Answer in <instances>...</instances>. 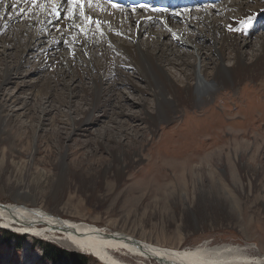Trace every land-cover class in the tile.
Instances as JSON below:
<instances>
[{
  "label": "rangeland",
  "instance_id": "374dc122",
  "mask_svg": "<svg viewBox=\"0 0 264 264\" xmlns=\"http://www.w3.org/2000/svg\"><path fill=\"white\" fill-rule=\"evenodd\" d=\"M229 1H241L247 8L253 3L222 0L224 4ZM255 7L253 23L264 19L263 3L259 0ZM260 24L263 27L257 31L264 37V23ZM55 32L49 29V33ZM144 36L139 39L145 41ZM258 39H253L245 52L258 46ZM26 53L29 62L16 66L15 55L2 54L0 46V62L6 59L4 62L13 64L10 81H3L0 75V103L14 114L11 138L0 144V203L12 202L13 198H19L18 194L32 195L31 202L57 216L97 225L108 232H130L135 238L160 247L183 249L202 243L211 246L229 243L248 246L252 255L264 253V118L259 117L258 110L264 107V99L260 85H255L258 90L252 91L257 95L239 106L230 105L229 100L213 102V117L224 119L218 128L201 119L195 105L182 104L172 120L159 122L150 131L141 119L145 117L143 110L153 112V98L143 90L144 84L133 70H124V76L109 78L119 82L110 99L104 97L105 106L90 112L89 122L72 131L58 110L67 111L68 106L73 110L77 105L86 108L81 83L65 78L63 84L76 87L69 102L66 97L63 103L57 100L58 93L52 90L65 95L62 84L45 88L35 97L32 90L43 84V73L33 72L38 66L37 53L31 50ZM48 65L46 69L50 68ZM166 69L172 75L175 73V77L182 76L171 65H166ZM126 75L130 82L123 81ZM82 83L88 87L87 80ZM103 85L107 87L108 83ZM48 92L53 97L46 98ZM12 99L16 103L12 104ZM40 101L43 107L51 104L47 108L50 115L35 117L30 123L27 114L29 111L33 114ZM23 102L31 109L21 108ZM249 105L254 108L246 115ZM225 107L235 111L228 115ZM71 114L77 119L84 118ZM242 122L246 124L238 125ZM247 124L252 126L250 131L241 129L245 125L247 128ZM64 152L67 155L61 161ZM42 170L51 175L64 173L65 186H59L53 194L52 179L40 184ZM219 178H223L224 188L231 195L225 194L221 184L218 186ZM59 193L62 200L57 203ZM141 222L145 224L143 235L138 227ZM5 229L0 226V264L6 258L21 264L28 235ZM33 240L32 251L42 252L41 264H103L89 252L68 249L38 236ZM47 246L60 256L48 255ZM114 254L128 264H139L127 252L115 250Z\"/></svg>",
  "mask_w": 264,
  "mask_h": 264
},
{
  "label": "bare ground",
  "instance_id": "6f19581e",
  "mask_svg": "<svg viewBox=\"0 0 264 264\" xmlns=\"http://www.w3.org/2000/svg\"><path fill=\"white\" fill-rule=\"evenodd\" d=\"M204 1L212 0L179 4L173 11L169 10L159 16L160 14L136 13L131 9L120 12L119 9H111L101 1H98L99 7H97L95 0L93 7L88 8L85 0L86 15H92L94 19L102 22L103 35H101L94 23L86 25L88 31L85 34L64 19L70 7L67 0H37V7L32 8L30 12L28 9L32 7L31 0L29 3H24L23 0L19 2L2 0L0 46L2 54L15 55L16 66H20L22 62H29L26 58V50L37 53L38 66L33 68V72L37 74L42 72L44 81L41 86H37L38 88L32 87L35 97L36 95L38 97L45 88L51 89L62 84L66 90L65 95L62 91H54L55 88L52 90L58 93L57 100L63 103L66 97L69 102L76 94L74 91L76 87L63 84L65 78L68 77L72 83H81L84 91L82 99L85 100L86 108L77 105L73 110L69 106L67 111L58 110V114L64 116L63 122L72 131L89 122L90 112L105 106L104 97L109 96L110 99L119 82L109 78L124 76L126 70L134 71L144 84L143 90L150 93L153 98V112L143 110L145 117L141 119L150 131L157 123L172 120L175 112H178L177 107L182 104L195 105L202 114L201 119L205 118L211 122L210 125L215 129L224 119L222 116L213 117L214 101L229 100L230 105L239 106L257 95V93L252 94V91L258 90L255 85L263 88L260 94L264 99V37L259 36L263 27L260 23H264V19H258L247 30L230 31L229 25L239 28L240 20L247 18L250 13L255 15L257 10L255 4L259 0H252L255 3L248 8L241 1H229L224 4L221 0L218 6L210 7L202 5ZM260 1L264 6V0ZM52 2L60 5L59 20L54 19V14L51 13ZM14 3L17 4L15 9L11 7ZM40 3L45 5L44 9L39 8ZM193 4L196 5L190 7ZM20 8H24L25 12L19 13ZM176 13L179 15H175ZM75 23L82 21L77 17ZM162 27L163 30H157ZM49 29H55L56 32L49 33ZM31 31L38 32V35L35 37ZM173 33L176 38L173 37ZM142 34L146 36V38L144 36L145 41L139 39ZM256 38H259L258 46L255 48L251 46V51L245 52L246 47ZM202 56L204 59L201 58ZM4 61L6 59L0 62L2 70L0 75L3 81H10L13 64ZM47 65L49 69H46ZM166 65L174 67L182 76L175 77V73L172 75L166 69ZM118 66L122 69L117 68ZM126 76L123 81L130 82V78ZM83 79L88 81V87L83 86ZM106 82L107 87L103 85ZM241 84L244 85L243 88ZM235 85L239 88H234ZM226 90L231 91L225 92ZM51 97H53L52 92H48L46 98ZM141 100L144 101L143 98ZM11 101L12 104L16 103V99ZM40 104L41 101L33 114H30L31 111L28 112L26 118L30 123L35 117L40 119L50 115V109L47 108L51 104L44 107ZM23 107L27 110L31 109L27 102L21 104V108ZM253 108L249 105L245 114H250ZM225 110L228 115L235 111L231 108ZM258 110L259 117L264 118V107ZM73 112L84 118H74L71 114ZM13 116V112L6 110L4 104L0 103V144L11 138L9 132L14 120ZM213 121L216 122L217 127ZM242 124L246 123L242 122L238 125ZM245 127L241 129L250 131L252 128L248 124L247 128ZM32 139H36V131L32 134ZM66 155V152L61 154V161L65 160ZM119 172L123 173L122 170ZM63 174L58 172L51 175L42 170L39 176L40 184L52 179L51 191L55 194L59 186H65ZM216 181L218 186L221 184L222 189L225 190L223 178ZM224 192L229 194L230 191ZM18 196L19 198H13L12 202L0 203V226L20 230L28 235L21 264H41V250L34 252L31 248L34 236L47 238L68 249L89 252L103 264H128L115 256V250L127 252L136 258V263L139 264H146L149 260V264H264V253L252 255L248 246L229 243L211 246L202 243L183 249L160 247L135 238L130 232L111 230L108 232L97 225L57 216L50 210L46 211L48 208L45 210L41 205L37 206L31 202L32 195L18 194ZM58 196L56 202L60 203L62 195L59 193ZM144 225V222H141L138 226L142 235L145 232ZM6 259H3V264H14ZM152 261L154 262L151 263Z\"/></svg>",
  "mask_w": 264,
  "mask_h": 264
},
{
  "label": "snow or ice",
  "instance_id": "6c2138e0",
  "mask_svg": "<svg viewBox=\"0 0 264 264\" xmlns=\"http://www.w3.org/2000/svg\"><path fill=\"white\" fill-rule=\"evenodd\" d=\"M2 2V0H0ZM19 2V0H18ZM24 3H29V0H23ZM109 2L112 3L113 8H122V5H119L114 2V0H109ZM67 3L70 5V7L67 10V15L64 17V19L70 21L76 28H78L81 33H87L88 28L86 25L94 23L96 26V29L98 32H100L101 35H103V30H102V22L99 19H94L92 15H86L85 13V0H67ZM31 5L32 7L28 9V11H32V8L37 7V0H31ZM40 9H44L45 5L43 3H40L39 5ZM59 4L56 2H52V7H51V13L54 14V19L59 20L61 19V12L58 10ZM87 6L88 8L93 7V0H87ZM97 7H99V3L97 0ZM11 7L15 9L17 7V4H12ZM141 8H147V5H140ZM78 9V13H77ZM154 11H160V12H166L167 9H153ZM133 12L136 11L135 7L132 9ZM25 9L20 8L19 13H24ZM175 15H179L176 13ZM77 17L82 21V23H75ZM254 20V16L250 13L247 18L240 20L238 23L241 25L239 28H234L232 25H229L228 28L230 31H244L249 28ZM118 35L120 33H117ZM173 37H175V33H173ZM65 43H68L65 41ZM74 55V53H73Z\"/></svg>",
  "mask_w": 264,
  "mask_h": 264
},
{
  "label": "trees",
  "instance_id": "16d2710c",
  "mask_svg": "<svg viewBox=\"0 0 264 264\" xmlns=\"http://www.w3.org/2000/svg\"><path fill=\"white\" fill-rule=\"evenodd\" d=\"M48 247V246H47ZM50 247V246H49ZM48 247V249H47V252H48V255H52V256H60L58 253H57V251H55V249H52V247L51 248H49ZM68 252V251H67ZM63 254H66L67 255V257H69L70 258V256L72 257V255L70 254V253H66V252H64ZM69 258H67V259H69Z\"/></svg>",
  "mask_w": 264,
  "mask_h": 264
}]
</instances>
